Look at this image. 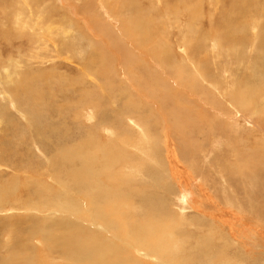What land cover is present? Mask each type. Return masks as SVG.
I'll return each instance as SVG.
<instances>
[{
	"label": "rangeland",
	"instance_id": "obj_1",
	"mask_svg": "<svg viewBox=\"0 0 264 264\" xmlns=\"http://www.w3.org/2000/svg\"><path fill=\"white\" fill-rule=\"evenodd\" d=\"M26 1L19 0L20 4H24ZM28 1L30 3L29 7L25 6L23 8V12L26 13L27 18L24 13V15L20 14L18 19L30 22V17H32V19H35L38 23L40 22V25L45 26L47 29H52V26L53 28L55 27L57 30L55 28L53 30L58 31L56 34L61 33L60 29H67L66 35L68 36V40L61 41L56 37L54 43H49L47 48H43V46L38 48L35 34L29 37L28 35L31 32L28 31V28L21 31L24 34H19L21 25H19V28L16 27L15 16L19 15V2L17 0H0V79L2 78L1 81L3 83L4 78L5 80L8 78L4 72L7 69L11 75H15L18 78L17 84L22 79L28 80L29 85L31 83L34 86V88H31L33 89L31 91L39 93V99L42 101L41 104H43L44 108L48 107L49 104L51 110V105H56L55 110L59 113L53 112L54 119L61 117L60 112L63 111L61 112L63 116L59 120H65V123L59 126L58 123H56L57 125L52 123L53 126L59 127H57L58 132H55L56 130L53 131L51 123L45 122V125L43 122V124H38L34 121L33 123H36L37 126L34 124L31 128L32 134L26 133L21 129V125H24L20 117L18 118L20 122L15 117V120L9 123L6 121H4L5 124L3 122L0 123V164L3 165V168L0 165L2 168L0 170V181H2L0 183V192L2 196L4 193L3 199H0L2 202L0 203V223H2L0 225V248L3 250L1 253L13 252L22 257L26 255L30 256L31 248L29 251H23L21 240L28 238L29 241L35 240V242L32 241L30 244H35V247L40 249L41 247L36 245V242L39 240L38 235L22 238V230H26L27 225L28 227L31 226L30 223L34 224L36 222L35 224H37L40 221L42 222L41 219L49 217L51 214H54L57 221L60 220L57 213L55 214L52 211H46V213L44 211L43 214H39L35 213V210H31L33 204L34 206L39 204L40 200L38 201L37 196L39 198L41 194L43 195V200H46V202L50 200L48 203L53 204L55 201L59 204L62 200L61 196H58V193H61V191H59V186L55 182L56 180L52 176L45 179L41 178L44 172L50 171L47 168L50 162L44 158L38 159L40 147H31L35 131L40 136H38L39 138H35V142L38 141L37 143L34 142L35 144L39 145L41 141L46 142V140L50 141L55 138L50 143L51 148L52 146H56L55 149L58 147L56 152L52 148L56 155L57 153L60 154L58 150L62 149V147L63 149L64 147L66 149L72 148V150L75 148H81L80 150H82L88 147L86 153L88 154L89 152L88 155H92L97 151L96 148L98 147V150H101L102 156L99 152H96V157L94 156L95 161H93L97 163H94L95 169L98 168L97 170H99L104 165L106 159L107 161H112L108 169H111L114 177L110 180L104 173L100 174L99 179H95L96 182H99L98 191L95 190L94 186L89 187L92 189V192L79 189L71 190L73 194L69 195L68 200H72V202L75 200L76 202L74 201L73 203L76 204L74 205L75 208L73 206L68 207V209L66 208L67 212L65 214H67V217L70 216L72 218V225L65 232L68 235H71L72 233L70 234V232H73L74 236L75 228H78L77 232H79L80 229L86 226L89 230L88 228L83 229L84 234L82 233L80 238L82 242L89 237V234L91 236L96 235L108 238L111 245V241L115 244L113 247L115 248V251L113 249V255H115V252L119 253L117 249L120 246L123 248L126 245L112 237L113 231L116 232L113 236H117V238L123 237L122 239L126 237V240H131L137 234V244L139 243V245L142 244L144 246L143 243L150 242L149 245L156 246V254L151 255L147 252V256L143 255V252L149 245L145 244V248L141 246L136 247L133 244L125 247L129 249V251L127 250L128 254L131 253L135 257V260L138 261V264H163L161 263L163 259L161 261L160 258H165L164 256L167 254V256L173 257L172 250L175 248L180 249L184 255V260L181 264H199L203 260H205V264H264V256H262L264 253L261 248L264 244H259L254 239V233L248 232V235H246L245 233H247L248 228L242 229L237 223H234L233 226L236 229L243 230H240L242 233L241 241L246 246L254 248L255 253L257 252L254 258L247 257L245 259V255L243 252H240L237 245L233 246V244L232 247H229L231 243L227 241V236L219 234L220 231L214 233L211 230H201L205 226L206 221L202 213L198 212L201 209L203 213L207 212V208L202 206V197L214 196L215 199L214 197L211 198L217 207L222 208L223 206L224 210L232 211L234 214H236V211H239L240 215H244L247 222L253 224L258 222L259 225L261 223L262 225L260 226L264 229V126L261 127L260 122L255 117L257 110H263L261 113L264 112V100L261 99V95H263L264 99V73H262L264 72V64L260 65L255 60L260 53L257 47H251L254 36L260 38L261 34L264 35V0H242L245 3L241 5L242 8L245 11L248 10L249 13L245 15L247 16L245 21L234 24L231 30H234L237 35L236 29H238L240 30V36L243 38L244 36L248 37V39L246 37L243 40V43L241 41V43H237L238 41L232 43L229 40L227 43H223L224 30L222 28L224 27V21L226 20L228 25L235 21L233 17H236L237 20L242 19V13L238 9H233L232 0H222L216 7H213L212 4L209 5L211 3L210 0H107L108 4L104 2V11L99 10L101 8L99 4H103L104 0H99V4L97 0ZM162 1L165 2L163 3ZM168 2L171 4L170 6ZM161 4L165 5L166 8L164 9L163 7L165 6ZM15 6L17 11L13 9ZM107 8L111 10L116 19L109 13L106 15ZM186 8L190 10H186ZM173 9L175 15L173 18L171 17L173 19L172 23L171 18L169 20V16L167 14L164 15V13H167V11L171 12ZM191 10L195 14L200 13L198 14L200 17L197 18L200 22L194 19V16L198 15H195ZM226 10H229L230 13L232 10L237 11L236 13L233 11L236 16L233 13L231 16L228 14L231 17L229 18ZM224 12L226 13L224 14ZM14 13L17 14L14 15ZM192 13L194 16H192ZM156 14L160 18H157ZM191 18L198 21L197 25L200 24V26L196 25V28L201 27L200 31H202V34H200L199 30V32L192 31L193 33L187 30V28L189 29L192 26L191 22L194 21ZM83 20L85 23L82 22ZM188 20H190V23ZM168 22L171 23L169 24ZM92 23L93 26H90ZM85 26H88V28ZM128 32L132 36H129ZM197 32L200 34L198 37L201 40L205 39V41L203 39L201 44L195 41L197 40L195 39ZM107 35L110 36L108 37ZM209 35L213 39H210ZM69 36L73 38L70 37L69 39ZM83 37L85 38L83 39ZM117 37L119 40H117ZM144 37L148 38V41L146 39L145 41L144 39L141 40ZM217 38L221 41H217ZM209 39L214 42H211ZM201 40L198 39V41ZM60 41L61 43H59ZM196 42V46L199 47L194 46ZM184 48H186L188 54L187 59L182 57ZM238 49L243 50L245 54L241 53ZM235 50L236 54H234ZM97 52L101 54L97 56ZM33 55L36 57H33ZM244 55L246 56L243 57ZM96 57L98 59L101 58L104 61V65H107L105 66L106 72L102 68L101 73H98L101 75L105 72L102 75L108 76L106 78L103 76L101 78L102 80L104 78L103 81L99 79L102 75L99 76L98 74V77L86 78L85 76L89 72H85L82 69V63L84 64L89 58L94 61ZM187 60L195 65L201 60L205 62L202 66L204 67L203 73H206L208 76L207 80L217 87V92H213L201 81H197L198 79L194 75L190 77L192 75V68L186 62ZM244 61L245 63L242 64L241 62ZM248 63L249 65L246 68V64ZM97 65H100V62ZM183 67L186 71H188V67L191 69L188 77V72L181 74ZM260 69H263V71ZM15 76H10L9 78L15 79ZM34 83L37 85H34ZM36 88L38 90H34ZM102 88L106 90L105 93H103ZM15 89L18 88L16 87ZM129 90L131 92L133 90V93L137 97H135L136 100L138 99V104L127 108L124 106V103L128 100H133V93L131 94ZM125 93L131 94L129 96L131 98H128V94ZM71 94L74 95L67 97V95ZM49 96H51V100L47 101ZM31 97L37 96L33 94ZM86 97L88 102L85 100ZM233 99L235 103L231 102ZM60 100V104H56ZM230 103L233 104L230 105ZM259 103L260 105H258ZM83 108L85 112H89L90 109L94 108V111H97V114L99 113L98 118L100 123L95 122L98 124H96L98 127L95 126V128L93 126L95 123H89L85 119L86 115L83 116L84 119L82 120L84 121V126H78L75 123L76 116L84 112ZM71 109L74 111L71 112ZM45 111L49 113L47 109ZM78 111L82 112L78 113ZM121 111L123 112L121 113ZM75 113L78 114L76 115ZM71 114L74 115L72 116ZM262 116L264 118V113ZM69 118L70 120L68 121ZM197 121L201 127L196 125ZM66 122L69 123H67L69 126ZM15 124L17 126H13ZM99 125L101 126L99 127ZM80 127L86 129L83 130ZM61 128L64 129L62 130ZM66 128L68 132L70 131V134L74 133L76 135L69 141L70 143L65 140H62L61 143L57 140L55 133L58 134L59 131L63 132ZM48 130L53 133L54 137L52 133L47 132ZM43 134L45 135L44 140ZM152 137L154 138L153 143ZM165 137L168 139L167 141H165ZM110 138L112 139L110 140ZM28 139L29 141H27ZM145 140H148V142ZM55 142L59 144L56 145ZM147 147L153 150L154 157L157 160L155 165L148 160L150 156L146 155ZM8 150L11 151L12 155L8 154ZM103 156L104 160H102ZM164 156H167L170 160L172 169H174L173 175L175 173L180 175L181 167L188 176L190 175L194 178L191 181L189 190L184 192L181 188H178L180 184L176 183V186L173 184L167 171H160L162 166L165 167L166 160ZM17 161L18 163L21 161L20 163L23 164L21 166L19 163V170H23L20 174H23L25 171L24 175L15 174L9 168L8 165H14ZM98 162H102V164L100 165ZM78 166L80 167L79 164ZM59 168V172L62 171L61 165ZM250 169L257 175L255 179L253 176V178L250 176ZM30 170L40 172L41 174H39V177L38 175L36 177L32 175L31 180L29 179L31 182L30 186L33 188L29 187L28 190L30 191L29 193L27 191L28 194L25 192H21L20 194L19 189L21 188V184L27 182L28 176L26 175H28L27 171L30 172ZM52 171L50 172L57 177L58 171ZM124 176L127 178L126 180ZM17 177L21 178V180L15 179ZM37 177L41 178L39 180L42 181H37ZM25 180L26 182H24ZM14 189L17 196L15 193L12 194L16 197L12 198L9 194L5 195L11 191L13 192ZM42 190L43 193H41ZM31 191L33 192L30 193ZM182 193L187 195L186 205L177 212L176 206L180 203ZM29 194L32 197L27 196ZM47 194H50L49 198ZM79 195H81L80 198ZM19 197L22 198L19 199ZM10 198L13 200L18 198L17 202L19 201L21 204H9L7 201ZM30 198L32 200L35 199V201L31 203L29 201L31 200ZM23 200L27 203V207L25 206L27 209L25 207L22 208L25 203L22 202ZM63 201L60 202L61 206L65 205L66 201ZM112 204H114L113 207H111ZM15 206L17 207L15 208ZM29 206L30 211L33 213H27L26 210H29ZM208 208H212V206L210 205ZM190 209H192V213ZM193 210H197V213ZM183 211H186V213L184 214ZM102 214L110 216L112 220L110 226L107 227L102 224L103 220L100 217ZM19 219L21 222H19ZM40 224L43 230L46 229L45 226H47V229L52 226L50 223L43 224L42 222ZM62 226L64 229L65 225ZM59 227L60 225L54 226L55 229ZM5 228L6 231L12 230V232H2L3 230L5 231ZM47 229L45 230L46 232H53V230ZM86 230L88 233L85 232ZM121 231L122 236L119 234ZM77 232L75 231V233ZM129 232L131 233L130 235ZM86 233L87 235H85ZM161 247L165 249V252L162 253L164 255L157 250L158 248L161 250ZM255 247H258L259 250L255 249ZM102 249H104V246L101 244L100 250ZM232 249L235 250L233 251ZM102 255H105V253ZM186 255H190L191 257ZM258 255L262 258H259ZM242 259L244 262L240 261ZM255 260L256 262L253 263L252 261ZM81 262L77 264H82Z\"/></svg>",
	"mask_w": 264,
	"mask_h": 264
},
{
	"label": "bare ground",
	"instance_id": "obj_2",
	"mask_svg": "<svg viewBox=\"0 0 264 264\" xmlns=\"http://www.w3.org/2000/svg\"><path fill=\"white\" fill-rule=\"evenodd\" d=\"M18 2H19V0H17ZM103 1V0H102ZM109 1V0H108ZM108 1L107 0H104L103 1V4L101 3V4H99V0H97V2H98V4H99V6H101V8L99 9L100 11L102 10V11H104L105 10V3L104 2H106L107 4H108ZM118 1V0H117ZM167 1V0H166ZM176 1V0H175ZM204 1V0H203ZM211 1V3L209 4V5H211L212 4V6L213 7H216L217 5H219L220 3V1L222 2V0H210ZM209 1V2H210ZM155 2V1H154ZM163 2V1H162ZM165 2V1H164ZM163 2V3H164ZM181 2H183V1H181ZM192 2V1H191ZM232 2V4H233V9L234 10H236V9H238L241 13H242V19L241 20H237L236 19V17H233L234 19L233 20H235L233 23H231V24H228L227 25V23L228 22H226V20L224 21V27L222 28L223 30H224V32H223V43H227L228 42V40H229V42H232V43H234V42H236V41H238L237 43H239L240 41L243 43V40L247 37H245L244 36V38L242 37V36H240L239 35V33H240V30H238V29H236V32H237V35H236V33H235V31L234 30H231V28H233V25L234 24H236V23H238V22H240V21H245V19H246V17L247 16H245V15H247L249 12H248V10H244L243 8H242V6L241 5H244L245 3L242 1V0H232L231 1ZM17 3V2H16ZM172 3V2H171ZM184 3V2H183ZM18 4V3H17ZM120 4V3H119ZM168 4H169V2H168ZM178 4V3H177ZM199 4H201V3H199ZM29 5H30V3H29V1L27 0L24 4H20V2H19V15L17 14V13H14V15L15 14H17L15 17V21H16V27L17 28H19V25H21V27L19 28V34H24V32H21V31H23V29H26V28H28V31L29 32H31V34L30 35H28L29 37H31V36H34V34H35V36L37 37V42H36V44H37V47L39 48V47H41V46H43V48H47L48 46H49V43H54V41H55V38L57 37L58 38V40H61V41H66V40H68L67 39V35H66V31H67V29H60L61 30V33H59V34H56V33H58V31H54L53 29V26L51 27L52 29H47L45 26L43 27V25L41 26L40 24V22L38 23L35 19H32V17H30L29 15V17L31 18V20H30V22H27V21H21L20 19H18L19 17H20V14L21 15H24V13L25 12H23V8L25 7V6H28L29 7ZM94 5H95V3H94ZM161 5H163V4H161ZM171 4H169V6H170ZM185 5V4H184ZM258 5V4H257ZM116 6V5H115ZM163 6H165V5H163ZM84 7H86V6H84ZM109 7V6H108ZM248 7V6H247ZM164 9L166 8V6L165 7H163ZM168 8V7H167ZM227 8V7H226ZM14 10H16L17 11V9H16V6L13 8ZM13 9H12V11H13ZM88 9H90V8H88ZM93 9V8H92ZM159 10V9H158ZM157 10V11H158ZM172 10V9H171ZM186 10H190L189 8H186ZM193 10H194V8H193ZM213 10H215V8H213ZM223 10V9H222ZM222 10H221V12H222ZM234 10H232V12L230 13L229 12V10L227 11L226 10V12H227V16H231V14L233 13V11ZM35 11V10H34ZM89 11V10H88ZM156 11V10H155ZM181 11V10H180ZM231 11V10H230ZM158 12H160V11H158ZM165 12V11H164ZM163 12V13H164ZM191 12H193L194 13V11H192L191 10ZM195 12H196V9H195ZM226 12H224V14L226 13ZM235 13L237 12V11H234ZM108 13L111 15V16H113V18H115L114 17V15H113V13L111 12V10L109 9V8H107V10H106V15H108ZM162 13V12H161ZM188 13V12H187ZM186 13V14H187ZM192 13V14H193ZM212 13V12H211ZM235 13H233V14H235ZM158 14V13H157ZM157 14H156V17H157ZM165 14H167V16H169L168 18H169V20H170V18L172 17L173 18V16L175 15V11H174V9H173V11H171V12H169V11H167V13H164V15ZM195 14V13H194ZM194 14L192 15V16H194ZM198 14H200V13H197V14H195V15H198ZM229 14V15H228ZM153 15H154V12H153ZM189 15V14H188ZM255 15H256V12H255ZM261 15V14H260ZM25 16H26V13H25ZM24 16V17H25ZM191 16V17H192ZM229 16V18H231ZM234 16H236V14L234 15ZM264 16V15H263ZM150 17H152V16H150ZM153 17H155V16H153ZM200 16L198 15V16H194V19H197V18H199ZM240 17V16H239ZM26 18H27V16H26ZM37 18V17H36ZM149 18V17H148ZM157 18H160V16L159 17H157ZM171 18V22H172V19ZM175 18V17H174ZM225 18H226V15H225ZM29 19V18H28ZM103 19V18H102ZM116 19V18H115ZM152 19V18H151ZM192 20H194L193 18H191ZM227 19V18H226ZM42 20V19H41ZM150 20V19H149ZM191 20V21H192ZM198 21H199V19H197ZM192 21L191 22V27L188 29L187 28V30L189 31V32H192V31H200V28L201 27H199V28H196V25L198 24V21ZM201 20V19H200ZM39 21V20H38ZM89 21H90V19H89ZM156 21V20H155ZM72 22V21H71ZM83 23H85L84 22V20L82 21ZM151 22V21H150ZM152 22H153V19H152ZM170 22V23H171ZM188 22L190 23V20H188ZM200 22V21H199ZM257 22V21H256ZM164 23H166V22H164ZM164 23H162V24H164ZM169 23V22H168ZM167 23V24H168ZM169 23V24H170ZM173 23V22H172ZM252 23V22H251ZM97 25V24H96ZM147 25V24H146ZM153 25H155V24H153ZM256 25V24H255ZM47 26V25H46ZM90 26H93V23H92V25H90ZM197 26H200V24L199 25H197ZM48 27V26H47ZM73 27V26H72ZM85 27H87L88 28V26H85ZM95 27V26H94ZM98 27V26H97ZM121 27H122V25H121ZM188 27V26H187ZM123 28H124V22H123ZM47 29V30H46ZM235 29V28H234ZM59 30V31H60ZM127 30V29H126ZM152 30V29H151ZM220 30V29H219ZM252 30H253V28H252ZM254 30H256V29H254ZM198 31V32H199ZM263 31H264V28H263ZM197 32V37L195 38V39H197V40H195V41H197V42H200V44L203 42V39L201 40V38L200 37H198V36H200V34H202V31H200V34ZM254 32V31H253ZM252 32V33H253ZM129 33V32H128ZM152 33V32H151ZM193 33V32H192ZM210 34H211V32H209ZM221 33V32H220ZM215 34V33H214ZM217 35H218V33H216ZM103 35V34H102ZM255 35H257V34H255ZM262 36L260 37V38H257V37H255L254 36V38H253V44L251 45V47L253 48V47H257V50H259V54L257 55V58L255 59V60H257L258 62H259V64L260 65H263L264 64V35L263 34H261ZM108 37L110 36V35H107ZM117 36V35H116ZM129 36H132V34L131 33H129ZM70 37L71 36H69V39H70ZM103 37V36H102ZM107 37V38H108ZM114 37V36H113ZM195 37V36H194ZM204 37V36H203ZM207 37V36H206ZM208 37H210V35L208 36ZM71 38H73V37H71ZM85 37H83V39H84ZM106 38V37H105ZM212 37H210V39H211ZM216 38V37H215ZM87 39V38H86ZM144 39V41H145V37L144 38H142L141 40H143ZM148 39V38H147ZM146 39V41H148ZM198 39H200L201 41H198ZM209 39V40H210ZM213 39V38H212ZM218 39V38H217ZM246 39H248V37L246 38ZM91 40H93V39H91ZM117 40H119L118 39V37H117ZM140 40V41H141ZM150 40V39H149ZM61 41L59 42V43H61ZM96 41V40H95ZM204 41H205V39H204ZM211 41V40H210ZM217 41H221V40H217ZM197 42L195 43V47H199V46H196V44H197ZM211 42H214L213 40L211 41ZM240 42V43H241ZM258 42V44H256ZM56 43V42H55ZM110 43V42H109ZM143 43H145V42H143ZM92 44V43H91ZM194 44V43H193ZM199 44V45H200ZM210 44V43H209ZM211 44H213V43H211ZM221 44V43H220ZM56 45V44H55ZM55 45H53V46H55ZM191 45V44H190ZM214 45H216L215 43H214ZM222 45V44H221ZM98 46H99V44H98ZM97 46V47H98ZM142 46V45H141ZM152 46V45H151ZM164 46H165V44H164ZM235 46V45H234ZM92 47V46H91ZM212 47H214V46H212ZM216 47V46H215ZM224 47V46H223ZM36 48V47H35ZM87 48V47H86ZM125 48V47H124ZM142 48V47H141ZM163 48V47H162ZM239 48H242V47H239ZM156 49V48H155ZM223 49V48H222ZM89 50V49H88ZM157 50V49H156ZM163 50V49H162ZM224 50V49H223ZM222 50V51H223ZM239 51H241V53H243V54H245L244 52H243V50H241V49H238ZM56 52H57V50H55ZM157 51H159V50H157ZM156 51V52H157ZM154 52V51H153ZM155 52V53H156ZM235 53L234 54H236V50L234 51ZM89 53V52H88ZM88 53H85V54H88ZM216 53H218V52H216ZM240 53V54H241ZM97 54V56H99L100 54L97 52L96 53ZM131 54V53H130ZM157 54V53H156ZM158 54H160V53H158ZM230 54H231V52H230ZM242 54V55H243ZM93 55V54H92ZM134 55V54H133ZM162 55V54H161ZM187 51H186V48H184L183 49V55H182V57L184 58H186L187 59ZM149 56V55H148ZM246 55H244L243 57H245ZM33 57H36V56H34L33 55ZM136 57H137V55H136ZM154 57V56H153ZM155 57H157V56H155ZM227 57V56H226ZM86 58H87V56H86ZM125 58H127V57H125ZM150 58H151V56H150ZM36 59H38V58H36ZM100 59V60H99ZM98 59V57H96L95 58V60L93 61V60H91L90 58L88 59V60H86L85 62H84V64L82 63V69L85 71V72H89V74H87L85 77L86 78H93V76H97V74L101 71V69L102 68H104V70H105V66H107L106 64L104 65V61H102L101 60V58H99ZM133 59V58H132ZM227 59H229V58H227ZM227 59H225L226 61H227ZM103 60H104V58H103ZM207 60V59H206ZM107 61H108V59H107ZM68 62V61H67ZM98 62H100V65H97V63ZM109 62V61H108ZM113 62V61H112ZM116 62V61H115ZM134 62V61H133ZM183 62V61H182ZM186 62H188V64H189V66H190V68H192V71H191V69L188 67V71H186L185 69H184V67L182 68V72H181V74H185V72H188L187 73V77H188V74L189 73H191L192 75H190V77H192L193 75L198 79L197 81H201L204 85H206L208 88H210L213 92H217L216 90H217V87L214 85V84H212V83H210L208 80H207V78H208V76H207V74L206 73H203V68L204 67H202L204 64H205V62L203 61V60H201V61H199L198 63H196V65L195 64H193L192 62H190L189 60H187ZM132 63V62H131ZM154 63V62H153ZM184 63V62H183ZM182 63V64H183ZM242 64H244L245 63V61L244 62H241ZM241 63H238V64H241ZM185 64V63H184ZM258 64V63H257ZM112 65V64H111ZM181 65V64H180ZM248 65H249V63L248 64H246V68L248 67ZM133 66H134V64H133ZM186 66H188L187 64H186ZM128 67V66H127ZM135 67V66H134ZM133 67V68H134ZM165 67V66H164ZM110 68V67H109ZM112 68V67H111ZM80 69V68H79ZM81 69V70H82ZM164 69V68H163ZM82 70V71H83ZM91 70H93L92 72H91ZM111 70V69H110ZM130 70V69H129ZM261 71H263V69H260ZM189 71H191V72H189ZM4 72L6 73H4L5 75H7V77L8 78H6V80H5V78H4V82L2 83V78L0 79V123H4L5 124V122L4 121H6V122H10V121H12V120H15V117H16V119H18L19 117L20 118H22V120H23V125L24 126H22L21 125V129L22 130H24L26 133H31V128L33 127V125L35 124L36 125V123H44L45 124V122H49V124L51 123H58V126L59 125H64V123H65V120H59V118H61L62 116H63V113H61V112H63V111H61L60 112V116L61 117H59V118H57V119H54L53 118V112H55L56 114L57 113H59L58 111L56 112V110H55V108H56V105L55 104H53V105H51V110H50V105L48 104V107L46 108H44V106H43V104H41L42 103V101L39 99L40 98V95H38L39 93L37 92V91H35L36 93H34V91H31V90H33V89H31V88H34V86L30 83V85H29V83L27 82V81H25L24 79H22L20 82H19V84H17L18 82H17V80H18V78H16V76L15 75H11L9 72H8V70L7 69H5L4 70ZM105 72H106V70H105ZM105 72H103V73H105ZM133 72V71H132ZM14 73V72H13ZM12 73V74H13ZM17 73V72H16ZM101 73V72H100ZM102 73V74H103ZM209 73V72H208ZM262 73H264V72H262ZM101 74V75H102ZM130 74V73H129ZM151 74V73H150ZM16 75H18V74H16ZM83 75V74H82ZM99 75V74H98ZM101 75H99V76H101ZM107 75V74H106ZM118 75V74H117ZM147 75V74H146ZM10 76H15L14 78L15 79H13V78H9ZM104 75H102L99 79L100 80H102L101 78L103 77ZM143 76V75H142ZM3 77H4V75H3ZM81 77V76H80ZM98 77V76H97ZM105 78L106 77H108V76H104ZM134 77V76H133ZM183 77V76H182ZM121 78V77H120ZM129 78V77H128ZM153 79V78H152ZM103 80H104V78H103ZM102 80V81H103ZM128 80V79H127ZM30 82V81H29ZM31 82H33L32 80H31ZM94 82V81H93ZM92 82V83H93ZM151 82V81H150ZM25 83H27V84H25ZM71 83V82H70ZM121 83V82H120ZM36 83H34V85H35ZM51 84V83H50ZM83 84V83H82ZM37 85V84H36ZM95 85V84H94ZM139 86V85H138ZM18 88V89H15V88ZM36 87V86H35ZM73 87V86H72ZM86 87H87V85H86ZM130 87V86H129ZM129 87H128V89H129ZM66 88V87H65ZM68 88V87H67ZM132 88V87H131ZM142 88V87H141ZM140 88V89H141ZM151 88V87H150ZM42 89V88H41ZM81 89V88H80ZM34 90H38L37 88L36 89H34ZM66 90V89H65ZM142 90H144V89H142ZM83 91V90H82ZM102 91H103V93H105V89H103L102 88ZM127 91V90H126ZM130 91V90H129ZM151 91V90H150ZM68 92V91H67ZM125 92V91H124ZM156 92V91H155ZM130 93L132 94L133 93V90H132V92L130 91ZM36 95L37 97H31L32 95ZM43 94H44V92H43ZM125 94H128V93H125ZM131 94H128V98H131V97H129V96H131ZM146 94V93H145ZM218 94V93H217ZM46 95V94H45ZM72 95H74V94H71V95H67V97H71ZM80 95V94H79ZM95 95V94H94ZM86 96H87V93H86ZM89 96H91V95H89ZM88 96V97H89ZM101 96V95H100ZM220 96V95H219ZM92 97V96H91ZM103 97V96H102ZM136 95L133 93V100L131 101V100H128V101H126L125 103H124V106H126L127 108L128 107H133V105H136V104H138V99L136 100ZM64 98H66V97H64ZM108 98V97H107ZM122 98V97H121ZM67 99V98H66ZM90 99V98H89ZM115 99V101L117 100L116 99V97L114 98ZM123 99V98H122ZM215 99V98H214ZM261 99L262 100H264L263 99V95H261ZM46 100V99H45ZM50 101L51 100V96H49L48 97V99H47V101ZM62 100V99H61ZM61 100L59 101V102H57L56 104H60V102H61ZM86 101H87V97H86V99H85ZM67 101H69V100H67ZM91 101V100H90ZM97 101H99V100H97ZM96 101V102H97ZM125 101V100H124ZM225 101V100H224ZM85 102V101H84ZM88 102V101H87ZM92 102V101H91ZM95 102V101H94ZM94 102H93V105H94ZM120 102V101H119ZM195 102H196V100H195ZM231 102H233V103H235V101H234V99H233V101H231ZM233 103H230V105H232ZM112 104V103H111ZM116 104V103H115ZM119 104V103H118ZM220 104V103H219ZM68 105V104H67ZM79 105V104H78ZM120 105V104H119ZM118 105V106H119ZM128 105V106H127ZM197 105V104H196ZM258 105H260V103L258 104ZM122 106V105H121ZM120 106V107H121ZM142 106V105H141ZM88 107V106H87ZM100 107V106H99ZM235 107V106H234ZM259 107V106H258ZM89 108V107H88ZM96 108V107H95ZM136 108H137V106H136ZM45 109H47L48 111H49V113H47V111H45ZM124 109V108H123ZM138 109V108H137ZM260 109H261V107H260ZM55 110V111H54ZM72 110V109H71ZM83 110H84V108H83ZM87 110V109H86ZM232 110V109H231ZM74 110H72L71 112H73ZM102 111V110H101ZM261 111H263V110H261ZM261 111H259V110H257V115H255V117H256V120L257 121H259L260 122V126L262 127V126H264V118H263V116H262V114L264 113V112H262L261 113ZM77 112V111H76ZM79 112H82V111H78V113ZM100 112V111H99ZM123 111H121V113H122ZM78 113H75L76 115L78 114ZM68 114V113H67ZM99 114V113H98ZM98 114H97V111H94V108H92V109H90L89 110V112L88 111H86L85 112V110H84V112H82V113H79L77 116H76V121H75V123H77L78 124V126H84L83 125V122L84 121H82L84 118H83V116L84 115H86L85 116V119L89 122V123H95V122H99V116H98ZM72 115V114H71ZM74 115V114H73ZM72 115V116H73ZM68 116V115H67ZM74 116V117H75ZM115 116H118V115H115ZM114 116V117H115ZM123 116H124V114H123ZM57 117H58V115H57ZM119 117V116H118ZM98 118V119H97ZM156 118V117H155ZM63 119V118H62ZM64 119H66V118H64ZM70 120V118L68 119V121ZM98 120V121H97ZM116 120V119H115ZM121 120V119H120ZM18 121H19V119H18ZM34 121H36V123H33ZM109 121V120H108ZM186 121V120H185ZM255 121V120H254ZM20 122V121H19ZM60 122V123H59ZM72 122V121H71ZM42 123V124H43ZM68 122H66V124H67ZM97 123H95V125L93 124V126L95 127H98L97 125ZM100 123V122H99ZM13 124V123H12ZM42 124H41V126H42ZM69 124V123H68ZM67 124V125H68ZM97 124V125H96ZM8 125H10V124H8ZM46 125V124H45ZM57 125V124H56ZM56 125L55 126H53V124H52V129H53V131H55V132H58L57 131V127H56ZM71 125H72V123H71ZM70 125V126H71ZM86 125V124H85ZM190 125V124H189ZM196 125H198L199 127H201V125L199 124V122L197 121L196 122ZM4 126V125H3ZM13 126H17V124H15V125H13ZM12 126V127H13ZM37 126V125H36ZM69 126V125H68ZM73 126V125H72ZM101 125H99V127H100ZM95 127V128H96ZM6 128V127H5ZM16 128V127H15ZM44 128V127H43ZM43 128H42V131H43ZM59 128V127H58ZM85 128V127H84ZM92 128V127H91ZM141 128V127H140ZM35 129H37V128H35ZM62 130L64 129V128H61ZM80 129H83V127H80ZM86 129V128H85ZM85 129H83V130H85ZM60 130V129H59ZM79 130V129H78ZM50 130H48L47 132H49ZM7 132V131H6ZM15 132V131H14ZM40 132V131H39ZM38 132V133H39ZM44 132V131H43ZM42 132V133H43ZM68 132V130H67V128H66V130L65 131H63V132H60L59 131V133L57 134V133H55V135H57L56 137H57V140L59 141V142H61L62 140H65V141H67V142H69L73 137H75V135H74V133L73 134H70L69 132ZM80 132V131H79ZM9 133H11L10 131H9ZM8 133V134H9ZM12 133H13V131H12ZM34 135H33V138H34V140H32L33 141V143L31 142V144H32V146L31 147H34V148H37V146H38V148L40 147L41 149L39 150L40 152H39V157H38V159L39 160H41V158H44L46 161H49L50 163L48 164L49 165V167H47L48 168V170H50V171H52V170H55V171H58L57 172V174H58V176L57 177H55V175L52 173V172H48V171H46V172H44V174H42L41 175V178L42 179H45V178H50V176H52V178H54L56 181V184L59 186V191H61V193H58L59 195L58 196H61V198H62V200L61 201H63V200H65V201H63V202H65L64 204V206H61L60 205V202H59V204L58 203H56L54 200V202H53V204L52 203H48V201H50V200H47V202H46V200H43L44 198H43V195L41 194V196L38 198V196H37V199H38V201H39V204L38 205H35L34 206V204H33V206H31V210H35V213L37 212V213H44V211H45V213H46V211H48V212H53V213H57V215L60 217V220L59 221H57V219L54 217V214H51L49 217H45V218H43V219H41L42 220V222H43V224H48V223H50V224H52V226L50 227V225H48L50 228V230H53V232H51V231H49V232H46L45 230L47 229V226H45L46 227V229L45 230H43V228H42V225L40 224V223H42L41 221H40V223L38 224H32V223H30L31 224V226H29L28 227V225H27V229L26 230H22V234L23 235H21L22 236V238L24 237L25 238V236H27V237H29V236H35V235H38V242H36V245H38V246H40L41 248L40 249H37V247H35V244L34 245H32V244H30V242H32V241H34L35 242V240H32V241H29V238L28 239H25V240H21V247L23 248V251L25 250V251H29L30 250V248H31V254H30V256H28V255H26L25 257H22V256H18V255H16V254H14L13 252H11V253H9V252H7V253H9V254H7V253H1V252H3V250H2V248H0V264H77V263H80V261H82L81 263L82 264H138V261L137 260H135V257H133L132 255H131V253H129L128 254V252H127V250L129 251V249L127 248H125V247H127V246H129L130 244H133V245H135L136 247L137 246H141V247H144L145 246V244L148 246L149 244H150V242H148V243H143V245L144 246H142V244L141 245H139V243L137 244V234H136V237H133L131 240H126V237L124 238V239H122V238H117V236H113V235H115V233L116 232H114L113 231V234H112V237L114 238V239H118V241L119 242H121V243H123L124 245H126L125 247H121L120 246V248L119 249H117L118 250V252L119 253H114L115 255H113V249H114V251H115V248H113L114 247V242L113 241H111L112 242V245L110 244V239H108V238H105V237H99V236H91L90 234H89V237H87V239L85 240V241H83L82 242V240L80 239L81 238V234L83 233L84 234V231H83V229L85 228H88V227H86V226H84V228H82V229H80L79 230V232H77L78 231V228L76 229L75 228V230H74V236H73V232H70V234L72 235H68L67 233H65L67 230L66 229H69L70 228V226L72 225L71 224V222H72V218H70V216H68L67 217V214H65L67 211H66V208L68 209V207L70 208V206H73L74 207V205L76 204H74L73 202L75 201H73L72 202V200L70 201V200H68V197H69V195H72L73 193L71 192V190L73 191V189H79V190H87L88 192L90 191V192H92V189L91 188H89L90 186H94V188H96L95 190L96 191H98V189H99V186H98V183L99 182H96L95 181V179L96 178H98L99 176H100V174H105L106 175V177H108L110 180L114 177V175L111 173L112 171H111V169H108V166L109 165H111V163H112V161H107V159L104 161L105 163H104V165H102L100 168H99V170H97V169H95V166H94V163H96V162H93V161H95V159H94V156L96 155V152L98 153H100L101 154V156H102V153L100 152L101 150L99 149L98 150V147L96 148V152L94 153V154H92V155H88L89 154V152H88V154L86 153V151H88V147L87 148H83L82 150H80L81 148H79V149H77V148H75L74 150H72V148H65L64 147V149H63V147H62V149H59L58 151L60 152V154L59 153H57V155L55 154V152H56V149H58V147L55 149V147L56 146H52V148H54V150H55V152H54V150H52V148H51V143H50V141H52V140H54L55 138H53L52 140H50V141H48V140H46V142H40L39 143V145L38 144H35V143H37V142H35V138H39L40 136H39V134H37L35 131H34ZM41 133V134H42ZM46 133V132H45ZM49 133H52V132H49ZM5 134V133H4ZM32 134V133H31ZM6 135V134H5ZM109 135H111V134H109ZM23 136V135H22ZM28 136V135H27ZM31 136V135H30ZM29 136V137H30ZM39 136V137H38ZM43 137V140L45 139V135L43 134L42 135ZM52 136H53V133H52ZM51 136V137H52ZM50 137V136H49ZM49 137H48V139H49ZM54 137V136H53ZM113 137V136H112ZM30 138H32V137H30ZM67 138V139H66ZM91 138H93V137H91ZM145 138V137H144ZM2 139V138H1ZM41 139V138H40ZM39 139V140H40ZM47 139V138H46ZM81 139V138H80ZM112 138H110V140H111ZM153 137H152V143H153ZM82 140V139H81ZM150 140V139H149ZM168 139L165 137V141H167ZM26 141V140H25ZM27 141H29V139L27 140ZM31 141V140H30ZM92 141H93V139H92ZM146 142H148V140H145ZM1 142H2V140H1ZM35 142V143H34ZM57 142V141H56ZM56 142H55V144H56ZM95 142V141H94ZM111 142V141H110ZM27 143V142H26ZM62 143V142H61ZM70 143V142H69ZM1 144H3V143H1ZM25 144V143H24ZM30 144V145H31ZM59 144V143H58ZM58 144H56V145H58ZM86 144V143H85ZM27 145H28V143H27ZM26 145V146H27ZM68 145V144H67ZM72 145V144H71ZM84 145V144H83ZM90 145V144H89ZM170 145V144H169ZM4 146V145H3ZM2 146V147H3ZM10 146V145H9ZM74 146V145H73ZM172 146V145H171ZM1 147V148H2ZM80 147V146H79ZM92 147H95V146H92ZM29 148V147H28ZM52 150V151H51ZM61 150V151H60ZM92 150V149H91ZM30 151H31V149H30ZM32 151H33V149H32ZM93 151V150H92ZM91 151V152H92ZM8 152V154L10 153L11 155H12V153H11V151H7ZM12 152H13V150H12ZM45 152H46V154H45ZM147 153H146V155L147 156H150L149 157V161L152 163V164H154L155 165V163L157 162V160L155 159V157H154V154H153V150L150 148V147H147V151H146ZM245 152V151H244ZM31 153V152H30ZM34 153V152H33ZM32 153V154H33ZM35 153H37V152H35ZM53 154H55L56 155V157H55V155H53ZM168 154V153H167ZM246 154V153H245ZM1 155V154H0ZM14 155V154H13ZM19 155V154H18ZM98 155V154H97ZM16 156V155H15ZM20 156H21V154H20ZM30 156V155H29ZM36 156V155H35ZM37 156H38V154H37ZM10 157V156H9ZM8 157V158H9ZM96 157V156H95ZM99 157V156H98ZM6 158H7V156H6ZM17 158V157H16ZM103 159L102 160H104L105 158H104V156L102 157ZM164 158H165V160H166V162H165V167L164 166H162L161 168H160V171H163V172H165V171H167V173H168V175H169V177L172 179V182H173V184L176 186V183L177 184H180V186L178 187V188H181L184 192H186L187 190H189L190 188H189V186H190V184H191V181L194 179L192 176H188L187 175V173L180 167V175H177L176 173L173 175V172H174V169H172V165H171V163H170V160L167 158V156H164ZM262 158V157H261ZM12 159L14 160V158H13V156H12ZM11 159V160H12ZM30 159V158H29ZM37 159V160H38ZM43 159V160H44ZM100 159H101V157H100ZM177 159V158H176ZM22 160V159H21ZM32 160V159H31ZM44 160V161H45ZM248 160V159H247ZM45 161V162H46ZM98 161H99V159H98ZM21 162V161H20ZM19 162V163H20ZM100 162V161H99ZM98 162V164H102V162L101 163H99ZM18 163V161L17 162H15V164L13 165H8L9 166V168L12 170V172L14 171L15 172V174H20V173H22V171L23 170H19V166H20V164ZM22 163H25V162H22ZM38 163V162H37ZM40 163V162H39ZM78 164L80 165V167L78 166ZM97 164V163H96ZM1 165V167L3 168V165L2 164H0ZM41 165V164H40ZM46 165V164H45ZM61 165V167H62V171H60L59 172V166ZM21 166H23V164H21ZM29 167H30V165H28ZM0 167V170H2V168ZM6 168V167H5ZM44 168H45V166H44ZM133 168V167H132ZM159 168V167H158ZM245 168H247V167H245ZM28 169H30V168H28ZM8 170V169H7ZM35 170H37V169H35ZM46 170V169H45ZM249 170V169H248ZM1 172V171H0ZM27 173H28V175H26V176H28L27 178H28V180H27V182H26V180L24 181V182H26V183H22L21 184V188L19 189V191H20V194H21V192H25V193H27V191H28V193H29V191L30 190H28L29 189V187L31 188L32 186H30V184H31V182L29 181V179L31 180V177H32V175L33 176H37L38 175V177H39V174H41L40 172H37V171H34V170H30V172H28L27 171ZM130 173V172H129ZM25 174V171L23 172V174H20V175H24ZM235 174V173H234ZM11 175V174H10ZM14 175V174H13ZM103 176V175H102ZM250 176L252 177H254V179H255V177L257 176V175H255V172H253L251 169H250ZM34 177V178H35ZM37 177V178H38ZM252 177V178H253ZM262 177V176H261ZM26 178V177H25ZM24 178V179H25ZM34 178H33V180H34ZM41 178H38V180L37 181H42V180H39V179H41ZM124 178H125V180L127 179L125 176H124ZM15 179H18V180H21V178L19 179V177H17V178H15ZM53 179V180H54ZM99 179V178H98ZM9 180V179H8ZM32 180V181H33ZM107 180V179H106ZM124 180V181H125ZM10 181V180H9ZM16 181V180H15ZM15 181H14V183H15ZM113 181H114V179H113ZM180 181H181V183H180ZM2 181H0V183H1ZM11 182V181H10ZM109 182V181H108ZM13 183V184H14ZM21 183V182H20ZM20 183H19V186H20ZM244 183V182H243ZM16 184V183H15ZM38 184V183H37ZM36 184V186H38ZM45 184V183H44ZM101 184V183H100ZM226 184V183H225ZM2 185V184H1ZM12 185V184H11ZM17 185V184H16ZM89 185V186H88ZM13 187V186H12ZM45 187V186H44ZM245 187V186H244ZM33 188V187H32ZM13 189V188H12ZM15 189H16V187H15ZM13 190V192L11 191V192H9V193H6L5 195L7 196L8 194L10 195V197H12V198H14V197H16L17 195H16V193H15V191L16 190ZM52 189V188H51ZM58 189V188H57ZM9 190H10V188H9ZM8 190V191H9ZM36 191V190H35ZM34 191V192H35ZM41 191V190H40ZM40 191H39V193H40ZM46 191V190H45ZM169 191V190H168ZM5 192V191H4ZM33 191H31L30 193H32ZM71 192V193H70ZM75 192V191H74ZM80 192V191H79ZM12 193H15V195L14 194H12ZM27 193V194H28ZM41 193H43V190H42V192ZM49 193V192H48ZM181 193V192H180ZM189 193H190V191H189ZM34 194V193H33ZM191 194V193H190ZM35 195H36V193H35ZM40 195V194H39ZM48 195V194H47ZM50 195V194H49ZM47 196L48 198L50 197V196ZM200 195V194H199ZM3 196H4V193H3ZM3 196H2V193L0 192V199H3ZM26 196V195H25ZM24 196V197H25ZM27 196H29V197H32V196H30V194L29 195H27ZM57 196V195H56ZM232 196V195H231ZM81 197V195H79V198ZM211 197H214V196H211ZM211 197H202V201H203V204H202V206H204V207H206L207 208V212L206 213H203L202 212V209H201V211H198V212H200V214L202 213V215H203V217H204V220L206 221V224H205V226L203 227V228H201V230H211V231H214V233L215 232H217L218 233V231H220V233L219 234H222L223 236H227V241L228 242H230L231 244H229V247H232V245L233 246H235V245H237L238 246V248H239V250H240V252H243V254L245 255V259L247 258V257H252V258H254L255 256H256V253L254 252V248H251L250 246H246L242 241H241V231H243V230H239V229H236L235 227H233L234 226V223H237L238 224V226L240 227V228H242V229H245V228H248V231H247V233H245L246 235H248V232L249 233H254V239L255 240H257L258 241V243L259 244H264V229L260 226V225H262L260 222V225L258 224V222H255L254 224L253 223H249V222H247V220L244 218V215L242 214V215H240V213H239V211H236V214H234V213H232V211L230 212V211H227V210H224L223 208V206H222V208H219V207H217L216 205H214V201L212 200V198ZM237 197V196H236ZM240 197V196H239ZM20 198H22V197H19V199ZM26 198V197H25ZM34 198V197H33ZM47 198V199H48ZM54 198V197H53ZM71 198V197H70ZM17 199L18 198H16L15 200H13V199H11L10 198V200L9 201H7V202H9V204L11 203V204H14L15 205V203L16 204H18V203H20L19 201L17 202ZM27 199V198H26ZM25 199V200H26ZM31 199V198H30ZM41 199H42V201H41ZM76 199V198H75ZM214 199H215V197H214ZM56 200V199H55ZM186 200H187V195L186 194H184V193H182V195H181V198H180V203H179V205H177L176 206V210H177V212H179L180 210H181V208H184L185 207V205H186ZM243 200V199H242ZM27 201V200H26ZM26 201H22L24 204H26V205H24L23 204V206H22V208H24L25 206L27 207V203H26ZM29 201H31V203H32V201H35V199L34 200H29ZM70 201V202H69ZM250 201V200H249ZM76 202V201H75ZM78 202V201H77ZM122 202V201H121ZM160 203H161V201H159ZM198 202H200V201H198ZM0 203H2L1 202V200H0ZM38 203V202H37ZM37 203H35V204H37ZM116 203H118V202H116ZM188 203V202H187ZM8 204V205H9ZM21 204V203H20ZM182 204V205H181ZM256 204V203H255ZM2 205V204H1ZM7 205V206H8ZM63 205V204H62ZM113 205L114 204H112L111 205V207H113ZM212 206V208H208L209 206ZM30 206H29V210H26L27 211V213H30V212H32V211H30ZM116 206V205H115ZM184 206V207H183ZM17 206H15V208H16ZM18 207H20V206H18ZM25 207V208H26ZM52 208V209H51ZM75 208V207H74ZM186 208H190V207H186ZM240 208V207H239ZM20 209V208H19ZM27 209V208H26ZM38 209V211H36ZM71 209H73V208H71ZM112 209V208H111ZM231 209H233V208H231ZM235 209V208H234ZM21 210V209H20ZM191 210V213H192V209H190ZM198 210V209H197ZM197 210L196 211H194V212H196L197 213ZM230 210V209H229ZM238 210V209H237ZM241 210V209H240ZM22 211V210H21ZM25 211V210H24ZM25 211V212H26ZM187 211V210H186ZM186 211H183V213L185 214L186 213ZM205 212V211H204ZM237 212H238V214H237ZM241 212V211H240ZM33 213V212H32ZM70 213V212H69ZM76 213V212H75ZM74 213V214H75ZM89 213V212H88ZM100 213H102V212H100ZM100 213H99V215H100ZM41 214V215H42ZM73 214V215H74ZM81 214V213H80ZM181 214V213H180ZM65 215V216H64ZM118 215V214H117ZM253 216V215H252ZM26 217V216H25ZM24 217V218H25ZM72 217V216H71ZM101 218H102V220H103V222H102V224H104V225H106L107 227L108 226H110L111 224H112V220L110 219V216L109 215H101L100 216ZM22 218V217H21ZM31 218V217H30ZM81 218V217H80ZM195 218V217H194ZM258 218V217H257ZM32 219V218H31ZM79 219V218H78ZM77 219V220H78ZM250 219V218H249ZM75 220H76V218H75ZM81 221V220H80ZM180 221V220H179ZM1 222V221H0ZM8 222V221H7ZM19 222H21L20 221V219H19ZM108 222H110V223H108ZM6 223V222H5ZM2 223H0V225H1ZM77 224V223H76ZM40 225H41V227H40ZM58 225H60V229L58 228H54V226H58ZM62 225H65V227H64V229H63V226ZM44 226V225H43ZM82 226V225H81ZM9 228V227H8ZM52 228V229H51ZM54 228V229H53ZM95 228V227H94ZM100 228V227H99ZM210 228V229H209ZM19 229V228H18ZM49 229H47V230H49ZM61 229H63L62 231H59V230H61ZM74 229V228H73ZM97 229V228H96ZM3 230V229H2ZM42 230V231H41ZM88 230H89V228H88ZM99 230V229H98ZM100 230H101V228H100ZM75 231L77 232V233H75ZM170 231V230H169ZM199 231V230H198ZM245 231V230H244ZM1 232V231H0ZM2 232H5V233H10V232H12V230H8V231H6V228H5V231L3 230ZM20 232H19V234H20ZM69 232V231H68ZM85 232H87V230L85 231ZM201 232H203V231H201ZM88 233V232H87ZM87 233L85 234V235H87ZM90 233V232H89ZM203 233H205V232H203ZM119 234L121 235L122 234V231L121 232H119ZM131 233L129 232V235H130ZM171 234V233H170ZM206 234V233H205ZM7 235V234H6ZM168 235V234H167ZM251 235V234H250ZM249 235V236H250ZM8 236V235H7ZM122 236V235H121ZM251 236H253V235H251ZM5 237V236H4ZM83 238H84V236H82ZM111 237V236H110ZM205 237H207V236H205ZM244 237V236H243ZM3 238V237H2ZM6 238H9V237H6ZM82 238V239H83ZM128 238H130V236H128ZM251 238V237H250ZM31 239H34V238H31ZM185 239H187V238H185ZM207 239V238H206ZM225 239V238H224ZM253 239V238H252ZM251 239V240H252ZM204 240V239H203ZM209 240V239H208ZM208 240H206V241H208ZM219 240H221V239H219ZM250 240V241H251ZM37 241V240H36ZM161 241V240H160ZM164 241V240H163ZM166 241V240H165ZM223 241V240H222ZM222 241H221V243H222ZM252 241H254V240H252ZM13 242V241H12ZM131 242V243H130ZM176 242V241H175ZM210 242V241H209ZM160 243V242H159ZM168 243V242H167ZM225 243V242H224ZM101 244H102V246H104V249H102V250H100L101 249ZM105 244H108V245H106L105 246ZM160 244H162V243H160ZM165 244V243H164ZM169 244V243H168ZM204 244V243H203ZM227 244V243H226ZM133 245H131V246H133ZM158 245V244H157ZM224 245V244H223ZM250 245V244H249ZM253 245H254V243H253ZM252 245V246H253ZM4 246V245H3ZM167 246V245H166ZM225 246V245H224ZM156 247V246H155ZM155 247L154 246H152V245H149L147 248H145V250H144V252H143V255H146L147 256V252H148V254L150 253L151 255H155L156 253H155ZM160 247V246H159ZM226 247H228V246H226ZM133 248V247H132ZM135 248V247H134ZM175 248V247H174ZM233 248H235V247H233ZM258 249V247H255V249ZM259 248H260V246H259ZM261 248H262V252L264 253V245L263 246H261ZM260 248V249H261ZM10 249V248H9ZM15 249V248H14ZM19 249V248H18ZM167 249V248H166ZM208 249V248H207ZM218 249V248H217ZM221 249H222V246H221ZM158 250V252H161V254L162 253H164L165 251V249L163 248V247H161V250H159V248L157 249ZM184 250V249H183ZM213 250V249H212ZM223 250V249H222ZM229 250V249H228ZM233 250V249H232ZM235 250V249H234ZM233 250V251H234ZM259 250V249H258ZM14 251V250H13ZM16 251V250H15ZM173 252V257H171V256H167V255H165L164 257L165 258H160L161 259V261H162V259H163V261L161 262V263H163V264H181V262L184 260V255H183V253H182V251H180V249H178V248H175L174 250H172ZM257 251V250H256ZM33 252V253H32ZM137 252V251H136ZM167 252V251H166ZM206 252V251H205ZM219 252V251H218ZM237 252H238V250H237ZM236 252V253H237ZM261 252V253H262ZM29 253V252H28ZM105 253V255H102V254H104ZM55 254H58V255H55ZM219 254H221V253H219ZM232 254H233V252H232ZM157 255H159V254H157ZM162 255H164V254H162ZM236 255V254H235ZM161 256V255H160ZM186 256H190V255H186ZM195 256H197V255H195ZM259 256V255H258ZM262 256H264V255H262ZM191 257V256H190ZM229 257V256H228ZM243 257V256H242ZM188 258V257H187ZM194 258V257H193ZM259 258H262V257H260L259 256ZM190 259V258H189ZM197 259V258H196ZM230 259V258H229ZM232 259V258H231ZM244 259V260H245ZM250 259V258H249ZM256 259H257V257H256ZM191 260V259H190ZM199 260V259H198ZM223 260V259H222ZM248 260V259H247ZM186 261V260H185ZM195 261V260H194ZM216 261V260H215ZM219 261V260H218ZM230 261V260H229ZM240 261H243V259L242 260H240ZM246 261V260H245ZM257 261H258V259H257ZM264 261V260H263ZM200 262V261H199ZM222 262H224V261H222ZM234 262V261H233ZM244 262V261H243ZM249 262H251V261H249ZM253 263H255L256 262V260L255 261H252ZM193 263V262H192ZM202 263H204L205 264V260H203L202 261ZM201 262L199 263V264H202ZM226 263V262H225ZM237 263V262H236ZM141 264V263H140ZM224 264V263H223Z\"/></svg>",
	"mask_w": 264,
	"mask_h": 264
}]
</instances>
